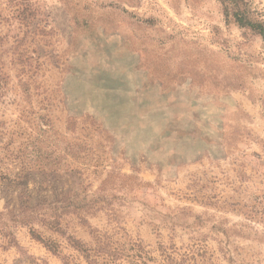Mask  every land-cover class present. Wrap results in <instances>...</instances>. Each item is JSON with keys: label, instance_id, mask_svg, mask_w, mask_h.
Returning <instances> with one entry per match:
<instances>
[{"label": "rangeland", "instance_id": "obj_1", "mask_svg": "<svg viewBox=\"0 0 264 264\" xmlns=\"http://www.w3.org/2000/svg\"><path fill=\"white\" fill-rule=\"evenodd\" d=\"M263 76L222 0H0V264H264Z\"/></svg>", "mask_w": 264, "mask_h": 264}, {"label": "trees", "instance_id": "obj_2", "mask_svg": "<svg viewBox=\"0 0 264 264\" xmlns=\"http://www.w3.org/2000/svg\"><path fill=\"white\" fill-rule=\"evenodd\" d=\"M222 1L225 17L232 19L238 28L248 29L257 34L262 40V48L264 49V20L252 16L250 11L246 9L245 0Z\"/></svg>", "mask_w": 264, "mask_h": 264}]
</instances>
